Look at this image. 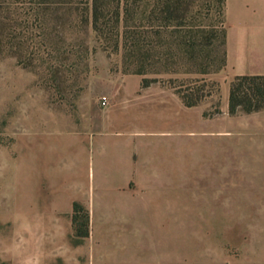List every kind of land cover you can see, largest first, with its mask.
I'll return each mask as SVG.
<instances>
[{
    "label": "rangeland",
    "instance_id": "1",
    "mask_svg": "<svg viewBox=\"0 0 264 264\" xmlns=\"http://www.w3.org/2000/svg\"><path fill=\"white\" fill-rule=\"evenodd\" d=\"M227 11L0 0V264H264V76L227 74Z\"/></svg>",
    "mask_w": 264,
    "mask_h": 264
},
{
    "label": "crops",
    "instance_id": "2",
    "mask_svg": "<svg viewBox=\"0 0 264 264\" xmlns=\"http://www.w3.org/2000/svg\"><path fill=\"white\" fill-rule=\"evenodd\" d=\"M224 67L230 77L264 76V0H227Z\"/></svg>",
    "mask_w": 264,
    "mask_h": 264
},
{
    "label": "trees",
    "instance_id": "3",
    "mask_svg": "<svg viewBox=\"0 0 264 264\" xmlns=\"http://www.w3.org/2000/svg\"><path fill=\"white\" fill-rule=\"evenodd\" d=\"M249 77H253V78H257L258 76H236V77H234V79L233 80H246V79H248ZM232 88H233V84H231V91H232ZM258 93H259V95H261V96H263L264 95V92L263 91H261V90H258L257 91ZM263 92V93H262ZM262 105H264V100L262 101V103H261ZM259 106V105H258ZM258 106H254V107H252V108H250V107H248V110H250V109H254V108H257ZM75 206V204H73V207Z\"/></svg>",
    "mask_w": 264,
    "mask_h": 264
},
{
    "label": "built area",
    "instance_id": "4",
    "mask_svg": "<svg viewBox=\"0 0 264 264\" xmlns=\"http://www.w3.org/2000/svg\"><path fill=\"white\" fill-rule=\"evenodd\" d=\"M105 102H106V99H105V97H101V104H102V105H104V104H105Z\"/></svg>",
    "mask_w": 264,
    "mask_h": 264
}]
</instances>
